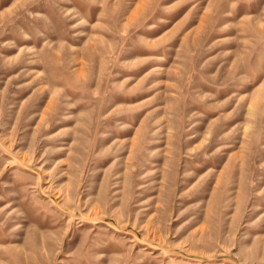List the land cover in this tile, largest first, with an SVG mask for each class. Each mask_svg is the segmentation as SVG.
Masks as SVG:
<instances>
[{
	"label": "rangeland",
	"instance_id": "1",
	"mask_svg": "<svg viewBox=\"0 0 264 264\" xmlns=\"http://www.w3.org/2000/svg\"><path fill=\"white\" fill-rule=\"evenodd\" d=\"M0 264H264V0H0Z\"/></svg>",
	"mask_w": 264,
	"mask_h": 264
}]
</instances>
